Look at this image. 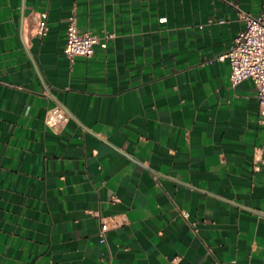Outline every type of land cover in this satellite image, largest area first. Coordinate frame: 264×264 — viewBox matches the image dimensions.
Returning <instances> with one entry per match:
<instances>
[{"label": "crops", "instance_id": "obj_1", "mask_svg": "<svg viewBox=\"0 0 264 264\" xmlns=\"http://www.w3.org/2000/svg\"><path fill=\"white\" fill-rule=\"evenodd\" d=\"M239 11L264 0H0V264H264L256 90L217 60ZM71 17L114 37L69 61Z\"/></svg>", "mask_w": 264, "mask_h": 264}, {"label": "built area", "instance_id": "obj_2", "mask_svg": "<svg viewBox=\"0 0 264 264\" xmlns=\"http://www.w3.org/2000/svg\"><path fill=\"white\" fill-rule=\"evenodd\" d=\"M244 22V28L234 38L233 45L217 60L227 59L230 65L229 80L233 86L245 79H250L256 90L258 101V115L260 123L264 125V16L252 15L239 11ZM47 14L40 12L35 27V34L44 37L47 33ZM114 37L113 33H105L98 37L89 32H80L74 18H69L65 29V43L63 53L72 61L77 56L89 58L97 47L105 49L107 41ZM44 124L52 131L63 130L68 121L69 114L60 105L46 109ZM187 218L186 212H181ZM114 223V222H112ZM111 222L105 218L99 219L100 242H105V233Z\"/></svg>", "mask_w": 264, "mask_h": 264}]
</instances>
